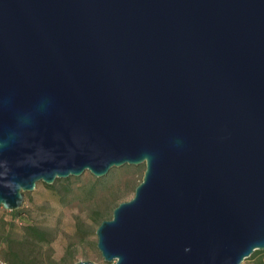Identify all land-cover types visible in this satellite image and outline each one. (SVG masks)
Wrapping results in <instances>:
<instances>
[{"label":"water","instance_id":"water-1","mask_svg":"<svg viewBox=\"0 0 264 264\" xmlns=\"http://www.w3.org/2000/svg\"><path fill=\"white\" fill-rule=\"evenodd\" d=\"M139 165L103 262L264 251V0H0V208Z\"/></svg>","mask_w":264,"mask_h":264},{"label":"trees","instance_id":"trees-1","mask_svg":"<svg viewBox=\"0 0 264 264\" xmlns=\"http://www.w3.org/2000/svg\"><path fill=\"white\" fill-rule=\"evenodd\" d=\"M140 171V167L123 166L119 169L110 170L104 178H90L86 184L81 183L78 185L77 190L82 199L93 200L98 205L90 211L91 226L97 228L101 221L110 219L111 211L119 204H115L117 194L111 189L113 188V182L120 184V174L123 172L125 175L123 187L134 190L141 181L142 175L136 185H133L130 177L131 174L139 175ZM78 181L81 182L80 178H67L55 180L53 184L43 186L57 198L59 204L66 205V195L72 193L70 190L71 183ZM57 185L59 188L56 187ZM103 193H106V195L101 196ZM74 199H77L76 196H72L68 201H73ZM8 215V220L0 221V264L75 263L73 254L68 250L59 259H54L49 255L52 242L50 231L29 223L21 216L20 211L9 212ZM89 234L91 235V232L87 233L77 222L74 238L77 241H82ZM261 254L259 251H254L250 255L252 258H256L254 264H263V257L259 256Z\"/></svg>","mask_w":264,"mask_h":264},{"label":"rangeland","instance_id":"rangeland-1","mask_svg":"<svg viewBox=\"0 0 264 264\" xmlns=\"http://www.w3.org/2000/svg\"><path fill=\"white\" fill-rule=\"evenodd\" d=\"M136 167H140L141 171L139 175L131 174L130 179L132 180L133 185H136L139 182L144 170L143 165ZM77 178H80L81 182L78 181L71 183L70 190L72 193L66 195V205L59 204L57 198L44 188V184L38 182L35 184V187L31 192H25L23 194L22 204L20 208L15 211H20L21 216L29 223L50 231L52 234V242L50 244L49 255L52 258L59 259L68 250L73 254L75 263L78 261H90L94 264H112L103 262L95 249L96 240L94 231L96 228L90 225L91 222L89 216L90 211L96 208L97 203L93 200H83L77 190L79 184H86L89 182L90 178L94 177H92L88 172H84ZM119 179L120 184L113 182V188L111 189V191H114L117 194L115 204L128 201L133 195V190L123 187V181L125 180L123 172L120 174ZM56 187L59 188L58 185ZM105 195L106 193H103L101 196ZM72 196H76L77 199L68 201ZM8 213L9 211H5L0 208V221L8 220ZM77 222L86 230L87 233L91 232V235H86L82 241H77L74 238ZM259 252L262 253L259 256L263 257L262 263L264 264V251ZM255 260L256 258L249 256L240 264H254Z\"/></svg>","mask_w":264,"mask_h":264}]
</instances>
